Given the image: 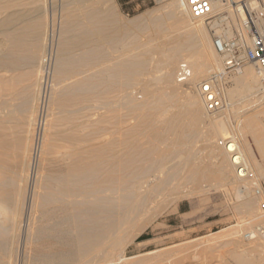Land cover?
<instances>
[{
  "label": "bare ground",
  "instance_id": "6f19581e",
  "mask_svg": "<svg viewBox=\"0 0 264 264\" xmlns=\"http://www.w3.org/2000/svg\"><path fill=\"white\" fill-rule=\"evenodd\" d=\"M15 3L20 5V1ZM2 5L9 9L13 4L7 0ZM58 8V14H50L47 20L43 19L44 16L24 17L19 11L7 15L1 12L5 17L0 19V25L13 27L16 22L30 23L25 26L22 24L25 29L16 32L13 29H17V26L11 29L13 31H5L8 46L0 51V69L4 73H12L22 66H36L38 100L41 99L46 79L44 75L50 47L54 40L56 42L54 54L57 56L53 69L58 84L52 89L51 99L62 106V117H58L61 118L62 128L57 131L59 124H50L57 126V133L54 132L53 136L57 135L64 142L60 147L65 150L59 154L54 147L53 153L57 155L51 157V161L61 166L55 173H45L43 178L40 175L42 179L33 182L23 229H20L21 223L18 221L17 197L14 198L13 192L7 195L4 193L8 184H14L16 171H11L13 177L0 181V264H13L12 247L16 242L15 231L19 225V229L23 230L22 241L19 242L21 237L18 236L20 247L25 249L30 246L28 250H31L34 244L35 251L39 252L36 260L42 259L41 263L29 261L22 264H121L139 234L169 207L172 208L182 195L201 187L202 180L207 178L204 169L200 171L190 166V152L183 147L190 137L186 133L194 129L197 123L207 124L211 136H221L228 132L227 108L209 111L204 105L199 86L211 77L208 75L215 77L214 84L217 85L219 73L224 67L220 60L215 62L214 53L218 54L205 30L206 24L191 17L175 0L165 6L159 17H152L151 20L147 18L145 24V14L130 20L122 18L115 0H59ZM213 10H226L233 26H237L242 15L238 5L231 11L219 0L213 2ZM26 25L29 29L35 27V42L26 44L27 37L33 33V29H27ZM231 26L228 28L229 33ZM124 46L127 49L125 47L124 50ZM181 59L187 63V76L181 68L182 62L178 64ZM2 71L0 77L3 76ZM239 75V81L229 94L241 91L244 100L255 97V106L263 102L264 84L256 65L248 63ZM22 78L23 75L14 74L7 82L11 86H2L1 90L8 92L5 93L7 99H0V110L7 109L2 113L4 118L16 112L21 118L26 114V128L22 130L29 131L37 119L33 117L28 85L12 90L11 84L14 79L21 81ZM30 90L34 92V89ZM219 91L222 92L221 89ZM17 97L20 101L16 105L8 102ZM182 115L190 119L187 127L180 122ZM246 123L243 130L249 131L255 148L244 139L245 148H242L235 138L229 140L221 136V147L213 148V158L216 161V177L220 182L234 183L235 195L241 200V208L251 214L254 201L249 190L253 186L261 188L256 174L262 176L264 171V108L255 113V120L248 119ZM243 133L246 134V131ZM4 136H7L6 133L0 131V149L9 145ZM28 150L25 149L23 158L19 153V158L26 161V167L30 162ZM1 151L2 163L3 153L7 152ZM25 170L29 171L27 168ZM25 170L19 171L18 180L27 184L29 173ZM41 172L39 174H43ZM4 197L10 202L3 201ZM261 217H264L263 214L250 218L256 220ZM261 222L264 226V219ZM242 236L255 244L242 249L241 258L248 260L250 253L255 251L256 261L259 262L257 264H264V236L252 228ZM234 243L239 245L237 241ZM142 248L137 245L132 251ZM144 254L146 256L139 254L133 257L134 260L138 259L137 264L177 263L174 257L158 260L159 252ZM203 255L201 258L204 262Z\"/></svg>",
  "mask_w": 264,
  "mask_h": 264
},
{
  "label": "rangeland",
  "instance_id": "374dc122",
  "mask_svg": "<svg viewBox=\"0 0 264 264\" xmlns=\"http://www.w3.org/2000/svg\"><path fill=\"white\" fill-rule=\"evenodd\" d=\"M1 1L4 3H7V0H0V2ZM11 1H12L13 5H11L9 7V9H8V7L3 8L2 4H4V3L0 4L1 5L0 7L3 8V9H0L1 10L0 11V19L5 17V16H3V14L7 15L8 13H12V12L18 13V11H19V13H22V15L24 14L23 15L24 17L35 18L37 16H40V17L44 16L43 19L45 18V20H47V18L49 17L50 14L56 15L59 12V8H58L59 0H29V1L28 0H25V1L24 0H11ZM19 1H20V5H17V3H15V2H19ZM22 1H24V2H22ZM170 1L172 2V0H115L117 7H118V11L120 12L122 18H124L126 20H130L131 18L133 19L137 16L145 14L144 20H143L144 24H145V22H147L148 19L151 20L152 17H153V19L159 17L164 12L165 6L168 3H170ZM8 2H10V0H8ZM44 2H45V6L43 5ZM51 3H53V4H51ZM18 8H19V10H18ZM38 9L39 10L43 9L44 11L41 12V10H40V13H38L39 12ZM4 10L6 13L4 12ZM36 11L38 14L36 13ZM1 12L3 14H1ZM41 13H43V14H41ZM35 14H37V15H35ZM26 23L29 25L30 22L29 21L28 22L26 21L25 23L24 22H22V23L16 22L13 27L10 25H0V51L2 49H7L8 42L6 40H8V38L5 39V37H7L6 32L8 31V29H10L9 32L13 31V30H14L13 32H16V31L23 29L24 27L22 24H24V26H25ZM28 25H26V27ZM16 26L18 28L20 26V28L18 29ZM14 27H16L17 29H13ZM11 29H13V30H11ZM27 29H29V26ZM31 29H33L31 31L33 33H32L31 37L30 36L27 37L28 42L25 41L26 44H29L30 42L36 41L35 35L37 36V33L34 34L35 27L34 26L30 27L29 30H31ZM134 29H136V27H134ZM29 30H28V32H30ZM205 30L207 31L209 37H211V39H212L211 31L209 30V28L206 25H205ZM4 45H5V47H4ZM51 47H50V55L48 57L49 62H47L48 63L47 68L48 69L46 68L45 75H44V78H46V79L43 82V85H44L42 88L43 91H41V94L43 96L41 95L40 96L41 99H39V100L36 98V96L38 97V95H39V91L37 90L38 86L36 85L37 80L35 78V77H37V70H36L37 67L36 66L32 65L29 68L22 66V67L18 68L16 71H13L12 73L11 72L4 73L0 69V71H2L1 74H3V76L0 77V90H1L2 86L5 87L6 84H7L6 85L7 87L11 86V85H8L7 82L10 80V77L13 76L14 74H18L19 76L23 75V78L21 81H17L16 79H14L16 81V83H15V81L11 82V84H13L12 90L17 89L18 87H21L23 85L24 86L28 85V93L30 95V99H32L31 100V102H32L31 108H33V110H34L33 117L35 118V120L37 119L35 121V124H33L32 126L29 127L30 130L25 131L22 129L26 128V124H24V123H26V120H25L26 114H24L25 118H24V116L22 117L23 120H21L22 118L20 117L18 112L14 113V114L12 113L11 116H9V117L6 116L4 118L2 116L3 115L2 113H5L7 111V109L6 108L1 109L3 111L0 110V131L3 133H6L7 136H4V137H6V139H8L7 141L9 142V145H6V147L2 148L3 150L6 149L7 151L6 150L3 151L2 149H0V151L2 150L1 151L2 153L7 152V153H3V155L4 154L5 155L3 156V160H1L2 163L4 161H7V162H4L3 164L0 162V165H1L0 166V171H1L0 172V181H5V179H7L9 177H13L14 174L11 171L12 170L16 171L17 176L15 178L14 184L13 185L8 184L7 187H5L6 189L4 188V193H6V195H7V194L13 192L14 198L17 197L18 204L16 206L17 207L16 210L18 211V221L21 223L20 229H23V224H24V221L27 217L29 198H31L32 191H33V187H32L33 182L35 180L38 182V180H41L46 174H49L52 172L55 173L59 169V167L61 166L59 163L53 162L54 163L53 164L51 161L52 158L55 155H57V153H53L54 147H56V151L59 152V154L63 153L65 150L64 148L60 147L64 144V142L61 141L59 139V137H57V135H56L57 131H59V129L62 128L61 118L60 119L58 118V117H62V113H61L62 106H60V104L57 105L58 103L54 102L51 99L52 89L54 86H57V84H58L57 80H55V74H54V69H53L54 68L53 65H55V58L57 56L56 53L54 54V52H56L55 51V47H56L55 40H54V43L52 42ZM125 47L126 46L123 47L124 50H125ZM126 49H127V47H126ZM213 53H214V51H213ZM214 59H215V62H218L220 60L221 63H223L222 62L223 58L220 55H215V53H214ZM180 62H182V59L179 60L178 64ZM215 62L213 61V65L216 64ZM184 63L187 65V63L185 61L182 62V65H185ZM246 66H248V63L243 66V69H245ZM22 70L23 71L25 70V71L23 72ZM33 71L34 72L36 71V72L33 73ZM212 72L213 71H211V73ZM227 72L228 71H225L223 69V71L219 73L218 83L219 82L220 83H219V85H218V83L216 85L218 87V89L222 90V92L221 91H219V92H220L222 99L224 100L223 102L226 103V105L224 104V108H227L226 109L227 110V125L229 126L228 127L229 130H228V132L221 134L222 139L224 137L229 139V140H232V138H235L236 140H238V143H240L242 148H245L243 146V142L245 140V141H248L249 143H251L252 145H254L253 147L255 148V144L253 143V138H252L251 134L249 133L248 130H243V129H244L245 125L247 124L246 121L248 119H254L255 120V113L259 112V110L264 108V101L255 106V100H256L255 97L249 98L251 100H249V99L244 100L245 99L244 96L242 94H240L241 91H238L239 93L238 92L233 93L234 95L229 94L231 88L234 85H236V83L239 81L240 75H239V73H233V72L227 73ZM50 74H52V75H50ZM25 75H27V76H25ZM209 76H211V75H208V77ZM26 77H27V79H26ZM1 79H2V81H1ZM24 79H25V81H24ZM3 81H4V83H3ZM22 81L24 84L20 83ZM30 89H34V92ZM37 91H38V94H37ZM7 92H8L7 90H5L4 92L1 90L0 93H2V96H0V99H4V98L7 99V96H5V93H7ZM240 96H243V97H240ZM19 99L20 98L17 97V99H12L11 101L10 100L9 101L7 100V101L16 105L20 101ZM35 99H36V101H35ZM42 101H43V104H42ZM228 104H230V105H228ZM232 104H233L234 108L232 107ZM253 104H254V106H253ZM33 106H35L36 108ZM121 110H122L121 112H124L123 109H121ZM233 111H234V113H233ZM35 112H37V113H35ZM1 118H3V120ZM4 121H6V122H4ZM189 121H190V119L188 116L185 117V115H182V120L180 119V122L184 126L187 127V124H188L187 122H189ZM50 123H53L55 125L59 124L58 127L59 126L60 127L59 128L57 126L54 127V125L50 124ZM199 124H200V126H199ZM199 124L197 123L196 124L197 126L195 125L194 129H191L192 132L188 131L186 133L190 137L189 138L187 137L189 141H187V143L183 147V149L186 148L185 150L190 152V154H189V161L191 163L190 166L193 165V168L197 167V169H199L200 171L204 169V172L207 175V178L202 180L201 187L195 188L189 192L190 196L188 193L186 195H182L178 199L177 203L175 205H172V208L169 207L165 213H163L162 215H160L158 217L157 220H155L152 224H150L148 227H146L139 234V236L134 240V242L130 245V247L131 246L132 247L131 248L129 247V249L126 253L125 260H123L121 262V264H137L138 259L134 260V258H133L134 256L145 255L144 253L149 254L152 251L153 252H159V254H158L159 259L158 260H162V259L163 260H169V259L174 257V259L177 260L176 264H203V263L204 264H247V263H250L251 260L253 261L252 264L259 263L258 261H256L255 251L250 253V259L244 260L243 258H241V256H243L242 249L248 248L249 246H252L253 244H255V242L252 243L251 241L244 239L242 235L247 233V231L251 230V228L254 230V232L256 229L258 231L261 228V226L263 225L261 221L264 219V217L257 218L256 220L255 219L251 220V218L252 217H258V215H260V214H263V216H264V213H262L260 210V204L264 200V195L262 194L260 196V195L256 194L257 186L251 187L252 189L255 187L253 190H251V188L249 190V195L253 198V201H254L253 212L251 214H248L244 211V209L241 208V205H240L241 200H240V198H236V195H235L234 183H231L230 181L228 182V184H227V182H225V183L220 182L219 179L214 174V172L216 171V169H215L216 168V165H215L216 161H214L215 158H213V148H215V146L218 148L221 147V145H220V142L222 140L221 136H219L220 134L211 136L209 126L207 124H202V123H199ZM7 125H8V127H7ZM18 126L20 129L18 128ZM21 126H23V127L25 126V127L23 128ZM4 127H5V130H4ZM50 127H52V128H50ZM240 127H243V128H240ZM253 127H255L254 121H253ZM12 128H14V129H12ZM55 128L57 131H55ZM11 129H12V131H11ZM33 129H35V131H33ZM185 129H188V128H185ZM21 131H24V132H21ZM245 131H246V134L243 133ZM31 132H33V133H31ZM54 132H56L55 133L56 136H53ZM24 133H26L27 135ZM241 133L244 135V137ZM31 134H32V136H31ZM11 136H12V138H11ZM43 137H44V139H43ZM211 137L212 138L214 137V139H212ZM22 140L24 141V143ZM19 141H22V142H19ZM8 142H7V144H8ZM49 142H51V143H49ZM52 142H53V144H52ZM11 143H13V146ZM26 143L27 144L30 143V145L28 144V146H26L27 145ZM16 144H17V146H16ZM21 144L23 145V147L21 146ZM46 144H49V146H47ZM9 146H11L13 149L9 148ZM24 146L27 149H29L28 150V154H29L28 155V158H29L28 161H30L29 165H28L29 168L25 166L24 162H26V161L22 160V158H23L22 156H24L23 153L26 149V148H24ZM29 146H30V148H29ZM14 148L16 150H14ZM51 148L53 151L51 150ZM57 148H59V149H57ZM31 149H32V151H31ZM48 149L50 151H48ZM10 151H12V152H10ZM11 153H12V155H11ZM13 153H15V154H13ZM19 153L22 154L21 159L19 158L20 157ZM191 153H193V155ZM17 154H19V156ZM51 154H53V155H51ZM16 155H17V157H16ZM7 156L10 157L12 160H9L10 158H8ZM12 156H13V158H12ZM45 156L48 157L49 159L46 158ZM4 157H5V160H4ZM14 157H15V159L16 158H18V159L15 160ZM39 158H40V160H39ZM20 160H21V162H19ZM206 161H207V163H206ZM210 161H211V163H210ZM195 162H197V163H195ZM20 163H22V165ZM5 164H7V165H5ZM13 164H15V165L13 166ZM2 165L4 167H2ZM212 165H214V166H212ZM14 167H16L17 169ZM20 167L24 170H25V168L29 169V171L25 170L29 173V181L27 184L24 183L23 181L18 180V178H19L18 175L20 173L19 171L22 170ZM50 167H52V168H50ZM206 171L209 173H207ZM40 172L43 174H39ZM256 175H257L256 177L258 180L257 182L260 184V187H261L260 189H263L264 188L263 174L261 173L262 176H260L258 173ZM39 176L42 178L40 179ZM229 184H230V186H228ZM232 184H233V186H232ZM17 186L18 187L21 186L20 189L17 188ZM229 187H231V188H229ZM226 188H227V190H226ZM2 200L7 201L8 203L10 202L5 197ZM26 207H27V210H26ZM25 211H26V213H25ZM23 217H25V218H23ZM238 223H240V224H238ZM241 223H243V224H241ZM19 226L15 231L16 242H15L14 246L12 247L13 248V255H12L13 256L12 257L13 264H20V263L22 264L24 262H29V261H36V262L40 261V263H41L42 259H39L38 261L36 260L39 252L37 253V251H35V248L33 246L34 244L31 246V250H28V248L30 249V246L25 248L26 250L22 249V247H20V245H19L20 243H18V239H19L18 236L20 235V237H21L19 242L22 241V236H21L22 232L21 231H23V230H20ZM241 226H243V227H241ZM233 229H236V230H233ZM17 230H18V232H17ZM19 232H20V234H18ZM229 233L231 235H229ZM234 233L235 234L237 233L238 235L237 234L235 235ZM232 234H234L235 236L234 235L232 236ZM205 238H207V239H205ZM222 238H223V240H222ZM229 240H231V242ZM235 241L239 242V245L235 244L234 243ZM137 245L143 246V248L139 251H136V250L132 251V248L137 246ZM32 249H34V250H32ZM205 249H207L206 251L208 252V254H206L207 252L205 253ZM21 253H24V254H21ZM203 254H205V255H203ZM202 255H203L204 262L201 258ZM28 256H29V258H28ZM131 258H133V259H131Z\"/></svg>",
  "mask_w": 264,
  "mask_h": 264
},
{
  "label": "built area",
  "instance_id": "2783aa9c",
  "mask_svg": "<svg viewBox=\"0 0 264 264\" xmlns=\"http://www.w3.org/2000/svg\"><path fill=\"white\" fill-rule=\"evenodd\" d=\"M175 1L179 2L191 17L202 20L209 28L213 49L223 58V67L225 71H228L227 73H240L245 64L254 63L264 84V0H238L237 2L219 0L231 11H234L237 5L240 7L242 15L238 19L237 26H233L226 10L214 12L213 2L217 0ZM230 26L231 33L228 32ZM181 68L184 69L183 73L187 76L189 69L186 64H181ZM214 82L215 77L211 75L199 85L204 105L209 111H216L224 107L219 89ZM256 194L264 195V188H257ZM260 210L264 213V200L260 204ZM258 232L264 236V226H261Z\"/></svg>",
  "mask_w": 264,
  "mask_h": 264
}]
</instances>
